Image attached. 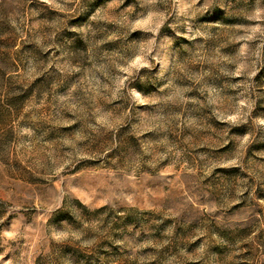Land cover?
<instances>
[{
	"label": "rangeland",
	"instance_id": "374dc122",
	"mask_svg": "<svg viewBox=\"0 0 264 264\" xmlns=\"http://www.w3.org/2000/svg\"><path fill=\"white\" fill-rule=\"evenodd\" d=\"M0 264H264V0H0Z\"/></svg>",
	"mask_w": 264,
	"mask_h": 264
}]
</instances>
